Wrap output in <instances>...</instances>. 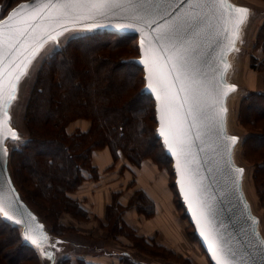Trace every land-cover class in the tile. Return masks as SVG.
<instances>
[{"label": "trees", "instance_id": "trees-1", "mask_svg": "<svg viewBox=\"0 0 264 264\" xmlns=\"http://www.w3.org/2000/svg\"><path fill=\"white\" fill-rule=\"evenodd\" d=\"M262 34L264 26L259 40L263 38ZM98 35L96 37L111 38L116 43L92 45L87 49L88 53L83 47L68 44L60 52L47 57L34 80L26 109L32 138L15 154L19 156L18 163L26 162L29 172L28 200L33 204L37 200L51 211L66 212L70 204L67 194L76 190L84 179L98 176L90 163L94 150L108 148L115 159L123 156L136 167L147 159L156 161L151 152L153 149L159 151L162 160L170 161L155 135L153 100L138 90L143 79L142 69L126 60L138 55L136 37L113 33ZM78 41L83 39L72 42ZM129 71L132 74L127 77ZM132 76L139 77L134 80ZM250 98L260 100L264 95L252 93L246 101ZM41 104L48 108V115L43 118L39 117L43 113ZM254 108L259 116L253 118V127L251 123L249 127L251 132L262 134L252 139L257 140L254 147L264 162V103L254 105ZM75 119L89 120L88 130L68 134L67 126ZM21 191L24 190L21 188ZM138 192L141 197L132 196L129 205L145 217L152 216L153 202L143 192ZM139 201L144 206L137 205ZM17 232L0 220V237L13 236L17 244L13 249L12 244L0 239V264H28L31 259H36L33 249L22 244ZM193 237L198 243L194 234Z\"/></svg>", "mask_w": 264, "mask_h": 264}, {"label": "rangeland", "instance_id": "rangeland-1", "mask_svg": "<svg viewBox=\"0 0 264 264\" xmlns=\"http://www.w3.org/2000/svg\"><path fill=\"white\" fill-rule=\"evenodd\" d=\"M17 1L19 2L22 0H0V3L4 7L3 14L17 4ZM232 1L237 5L248 7L249 15L241 28V38L236 46L238 50L233 52V57L230 60V71L226 76L228 82L237 86V90L228 98V130L226 132L228 135H236L238 138V143L234 147L233 152L234 164L241 169H245L242 181L243 193L246 200L249 202L250 215L252 216V214H254L258 217L259 221L256 225V229L264 240V167L261 168L264 162L261 160L258 150L254 147L257 140L252 139L253 136L259 137L262 134L259 131L251 132V127H249L253 118L259 116V112L257 113L255 111L254 105L264 103V98L260 100L250 98V101H246V98L250 97L252 93H261L264 95V34H262V39H258L260 31L264 26V0ZM96 36L99 35L87 34L80 31L70 32L60 37L59 42L49 43L43 50L44 54L41 58L42 61L32 68L29 74L20 79L17 93L8 109L11 116L10 123L18 133V139L16 141L7 143L10 149L8 168L13 183L19 193L22 194L21 196H23L26 202L37 213L41 222L48 227L50 235L57 239L68 240L74 245L81 246V248L66 247L65 250L62 251L64 254H67L68 251H71V253L74 251L76 252V250L78 253L85 252L96 254L99 249L104 248L106 249V253L114 251V253L117 254L113 257H107L106 264H193L190 262V259L187 258L188 256L184 250H178V252L174 253L172 250L162 245L161 241L159 242L156 236H152L153 234H151L152 237L142 235L146 232H153L151 230H153L152 223H154V221L152 222L149 220L155 215V204L153 203L154 214L145 217L140 214L135 207L130 206L129 201L134 195L136 199L141 197L140 194H137L138 191V193L143 192L146 197L150 199L147 194L135 184L136 181H139L140 185L142 182L147 186H153L152 182L149 183L146 178H142L141 176L137 178V169H139L143 163L149 164L160 171V174H155V176H158L155 178V182L158 181L159 175H163L168 179L167 186L169 196L168 198L164 196V201L166 200L168 206L171 208L170 211L175 215L176 222L180 225L181 229L183 228L188 246L186 252H190L188 254L193 258L194 262L197 261V264H208V262L200 256L201 250H198L197 242L193 237V228L189 224L188 219L184 216L183 207L181 208L182 205L180 206L179 196L174 184L171 163L170 161L165 162L162 160L163 158H161L159 151L157 152L155 149L151 152H153L152 154L155 156L154 160L156 161L144 160L139 167L131 165L123 156L115 159L110 151L113 163L108 170L110 171V175L108 176V174H106V177L108 176L106 181H108L109 184L106 183L105 186H109L112 189L108 192L107 203L102 216L97 215L95 206H93V200L89 201L87 198L83 200L78 198V195H81L79 190L85 182L91 181L95 183L100 181L98 171V176H96V178L84 179L76 190L67 194V197H70V204L66 212L51 211L37 200L35 202L33 201L34 204L28 200L30 196L27 194L26 190L31 186V183H29V172L26 170V162L24 161L22 165L18 163L17 159L19 156L16 157L17 154L15 153L30 142L32 138L29 132L26 109L30 102L29 99L34 86V80H36L37 73L47 57L60 52L68 44L73 45L75 48L83 47L88 53L89 50L87 49L92 45L101 43L113 45L116 43V41L114 42L111 38ZM80 39H83V41L72 42ZM59 47L60 49H58ZM72 50L74 49H71V51ZM137 56L134 55V57ZM131 57L126 60L128 62H130V60L132 61ZM77 60H80V58ZM77 60L76 62H78ZM251 65L253 68H251ZM109 71L112 72V70ZM130 74H132V72L129 71L127 77H129ZM138 77L132 76L134 80H137L135 78ZM141 81L138 90L142 88L143 79ZM43 105L44 104H41L40 106L43 113L41 112L39 116L42 118L46 116L48 109L43 107ZM78 111H82V109L78 108ZM87 122L89 128V120L75 119L67 126V133L72 134L82 131V128H85ZM251 126L253 127L252 123ZM88 128L82 132L87 131ZM35 136L38 137V134ZM149 143L148 141V144ZM90 163L94 166L92 156ZM103 184L104 179L99 186H103ZM21 188L24 191H21ZM140 204L144 206L143 203L139 201L137 205ZM144 226L148 228L142 229ZM17 233L19 236V231ZM12 237H0V239L5 241L6 244H12L14 246L13 249H15L17 244L13 241L14 237ZM4 252H1L2 255H4ZM31 260L32 262L28 264H38L37 255L36 259L33 258ZM202 260L203 262H200Z\"/></svg>", "mask_w": 264, "mask_h": 264}, {"label": "water", "instance_id": "water-1", "mask_svg": "<svg viewBox=\"0 0 264 264\" xmlns=\"http://www.w3.org/2000/svg\"><path fill=\"white\" fill-rule=\"evenodd\" d=\"M47 0H22L12 6L3 14V5L0 3V23L7 20V17L13 11L30 12L32 8L21 9V5L42 6ZM57 0H53L56 3ZM158 0H153V4ZM196 0H165L162 5L156 9L157 24H163L165 20L182 16L189 12L192 3ZM201 3H209L208 7L196 8L195 11L201 14V18L188 28L185 36H191L193 46L196 52L193 54L196 58L197 66L200 70V78L210 81L212 85L221 82L226 87L220 89L221 95L217 97V103L210 109V113L217 116L215 121H208L209 127L205 130L206 134L202 135L199 140L195 139L193 131V147L190 167L197 174V179L203 182L204 191L201 193V199L211 205L209 215V226H204V221L200 219V213L195 205L190 206L189 198H186L185 191L182 190V177L177 172V158L169 151L168 146L164 143V136L160 135V115L157 111L160 102L156 98V93L148 88V71L145 65L141 63L144 58L141 52V33L133 29H121L117 27L120 23H125V17L129 15V10L125 8H115L109 11L106 16H98L92 20H81L79 24H74L70 19H62L60 22L43 19L37 21L34 29V35L26 43L28 51L21 49L20 60L28 65L26 74L42 61L44 48L52 43H57L60 37L70 32H84L87 34L113 33L122 36H133L137 40L138 56L133 57L132 62L141 67L143 75V85L141 92L151 97L154 103L155 135L159 139L164 154L171 161V168L174 175V184L179 201L184 210V216L187 217L189 224L193 228V234L209 260L210 264H217L218 259H229L232 264H264V240L256 229L258 217L250 215L249 202L246 200L242 189V181L245 169L236 166L233 159L234 147L238 143L236 135L227 134V98L237 90V86L227 81V74L230 71V60L233 52L237 51V43L241 38V28L237 33H225L224 25L217 18L216 9L210 6V0H200ZM226 3L232 7H248L237 5L232 0H226ZM165 11L167 15H165ZM43 15H47L45 12ZM249 15V9L247 18ZM163 17V18H161ZM63 25V27H62ZM157 25H153L155 28ZM146 32L151 36L149 29ZM199 32V35L196 33ZM59 33V35H57ZM49 35L55 37L49 39ZM41 37H43L41 39ZM234 41V43H230ZM60 49V47L58 48ZM35 52L34 58L31 56ZM42 54V55H41ZM44 59V58H43ZM131 61V60H130ZM21 76V78L23 77ZM20 81V80H19ZM19 83V82H18ZM18 83L14 96L17 93ZM234 88V91H229ZM7 108V124L4 127V137L0 139V204L4 211H0V220L18 229L19 238L23 245L33 249L37 258L44 264H57L61 258L68 255L62 253L68 247V240L57 239L50 235L48 227L41 222L37 213L31 208L26 200L21 196L9 172L10 149L7 143L18 139L17 131L10 123V114ZM223 114L220 116V110ZM4 118L3 110L0 109V120ZM226 119V121H225ZM12 133H15L16 139H12ZM223 136L229 138L227 141L222 140ZM236 138L234 145L230 140ZM203 149V150H201ZM235 169H241L237 172ZM9 216L12 218L10 219ZM199 220V224H198ZM209 229L212 232L214 243L210 247L209 239L202 235V230L207 233ZM31 235L34 238L46 237L42 246H37L30 239H25V235ZM65 242L68 244L65 245ZM62 250V251H60ZM99 252L105 250L99 249ZM106 252V251H105Z\"/></svg>", "mask_w": 264, "mask_h": 264}, {"label": "snow or ice", "instance_id": "snow-or-ice-1", "mask_svg": "<svg viewBox=\"0 0 264 264\" xmlns=\"http://www.w3.org/2000/svg\"><path fill=\"white\" fill-rule=\"evenodd\" d=\"M164 2L165 0H158L154 5L153 0H57L56 3L47 0L40 7L20 6L21 9L32 8L30 12L13 11L5 22L0 23V109L4 114V118L0 120V139L4 137V127L7 124L5 106H10L14 100L16 84L21 76L26 74L28 68V65L20 60L21 49L28 51V45L24 42L34 35L37 21L43 17L57 22L70 19L72 23L79 24L81 20L106 16L115 8L128 9L129 15L125 17L127 22L120 23L117 27L133 29L143 36L141 52L144 58L141 63L148 71V88L156 93V98L160 102L157 109L161 113L160 135L164 136V143L177 158V172L182 177L181 187L186 198H189L190 206H196L200 219L204 221V226L208 227L211 205L201 199V193L204 191L203 182L197 179L188 157L193 147V131L196 133L195 139L199 140L206 134L205 130L209 127L207 122L218 119L210 113V109L218 102L220 89L226 85L221 81L214 86L210 81L200 78V70L193 55L196 48L193 46L191 36H185L188 28L201 18V14L195 9L208 7L209 3L196 0L191 4L189 12L165 20L163 24H157L156 9ZM210 6L216 9L217 18L222 21L225 33H237L239 27L247 20L248 9L232 7L226 0H210ZM45 12L46 16L43 15ZM153 25L157 26L153 28ZM146 29L151 31V36ZM196 35H199V32ZM54 38L49 35V39ZM31 56L34 58V51ZM229 91H234V88H230ZM223 111L220 110V116ZM16 138L15 133H12V139ZM220 138L225 141L229 139L222 133ZM230 142L234 145L236 138L232 137ZM235 171L242 172L241 169ZM0 211H4L2 204ZM202 235L209 239L211 247L214 243L211 230L209 229L207 233L202 230ZM24 238L30 239L38 247L46 240V237L34 238L28 234ZM217 264H232V261L218 259Z\"/></svg>", "mask_w": 264, "mask_h": 264}, {"label": "crops", "instance_id": "crops-1", "mask_svg": "<svg viewBox=\"0 0 264 264\" xmlns=\"http://www.w3.org/2000/svg\"><path fill=\"white\" fill-rule=\"evenodd\" d=\"M87 128H88V122L86 123L85 128L84 129L82 128V131L86 130ZM92 162L100 175L99 177L100 181L95 183H92L91 181L85 182L79 190L81 195H78V198L82 200L84 198H87L89 199V201L93 200L94 203L93 206H95L97 215L102 216L104 214V208L107 203L108 192L110 189H112L109 186L107 187L105 186L106 183L109 184V182L106 181V179L110 175L109 173L110 171L108 170L113 163V160L110 156V150L108 148H104L102 150L94 151L92 154ZM157 173L160 174V171L157 170L156 167L153 168L152 166L146 163H143L140 166V168L137 169V178H139L140 176L142 178L144 177L149 181V183L152 182V185L154 186V187L149 185L147 186L142 182L140 185L139 181L135 182V184H137V186H139V188L143 190L155 204V215L152 217V219L149 220L152 222L154 221V223H152L153 230H151L153 232L152 233L146 232L145 234L142 235L151 236V234H153L152 236H156L159 239V242L161 241L162 245L166 246L174 253L178 252V250L181 251L184 250L186 255L188 256L187 258L190 259V262H192L193 264H197V261L194 262L193 258H191V256L188 254L190 252L189 251L186 252L188 246H187L185 233L183 232V228L181 229L180 225L176 222L175 215L171 213L170 211L171 208L168 206L166 200L164 201L165 199L164 196L166 198H168L169 196V191L167 186L168 179H166V177L163 175L162 176L159 175L158 181L155 182L154 181L155 178L158 177L157 175L155 176V174ZM106 174H108L107 177ZM103 179H104L103 186H99V184H101V181H103ZM147 228H148L147 226H144L142 229H147ZM68 242L69 245L67 248L69 247L81 248L80 245L77 246L72 244L71 241ZM68 242H65V245L68 244ZM197 246H198V250H201L200 245L198 243ZM102 250H106V249L102 248ZM200 254H201L200 256L204 258V260L209 264V260L206 257L205 253L201 251ZM116 255L117 254L114 253V251L110 253L97 251L96 254L85 253V252L78 253L77 250L76 252L74 251L72 253L71 251H68V255L65 256L64 258H61V260L57 264H80V262L85 264H106L107 257H111V256L113 257ZM200 262H203V260ZM38 264H43V262H40L38 260Z\"/></svg>", "mask_w": 264, "mask_h": 264}, {"label": "bare ground", "instance_id": "bare-ground-1", "mask_svg": "<svg viewBox=\"0 0 264 264\" xmlns=\"http://www.w3.org/2000/svg\"><path fill=\"white\" fill-rule=\"evenodd\" d=\"M232 94H233V93H232ZM230 95H231V94H230ZM230 95H229V96H230ZM229 96H228V98H229ZM228 98H227V105H228Z\"/></svg>", "mask_w": 264, "mask_h": 264}]
</instances>
